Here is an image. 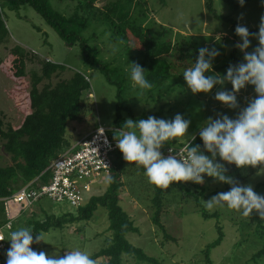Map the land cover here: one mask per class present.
Masks as SVG:
<instances>
[{
    "label": "rangeland",
    "instance_id": "rangeland-1",
    "mask_svg": "<svg viewBox=\"0 0 264 264\" xmlns=\"http://www.w3.org/2000/svg\"><path fill=\"white\" fill-rule=\"evenodd\" d=\"M144 2L147 14L142 21L144 20V24L153 32L157 41L170 39L173 42L178 41V45L187 44L190 53L187 60L193 63L200 48L218 49L220 55L213 60V70L221 75L226 73L230 62L229 51L234 42L237 45L242 41L239 36L233 41L234 31L231 23L214 18L205 8V0H144ZM48 3L52 9L65 16L69 15L73 8L71 0H48ZM0 5L10 35V42L5 47H0V57H2L0 112L5 114L7 121L18 126L28 111V107L25 106L28 78H16L10 71L12 56L8 49L17 44L38 58H46L64 65L66 70L62 76L69 77L78 71L88 77L90 89L84 92L87 111L81 119L67 123L66 133L70 142L78 140L99 125L113 138L115 131L118 130L114 124L116 88L105 80L98 69L83 61L78 44L72 45L64 41L30 5L20 4L10 9L5 0H0ZM213 7L218 14L229 16L239 25L254 28L257 32L260 18L264 15L262 0H247L239 7H233L224 0H213ZM82 34L88 38L89 46L98 45L101 58L121 61L127 55L120 43L109 40L110 32L105 25L91 21ZM93 34L97 37H92ZM249 39L251 44L246 51L251 52L258 46V40L253 36ZM131 44L138 45L136 40H132ZM236 56L241 63L244 62V53L238 48ZM183 71L181 69L178 74L175 73L171 79L175 83L173 91L162 100L142 99L138 91H130L128 96L134 105L133 114L139 116L144 112L146 114L156 112L158 113L156 118L172 119L179 113L190 121L186 135H196L200 126L209 117L216 119L219 115H227L229 118H236L239 111L256 96L254 86L246 85L236 93L239 107L229 109L214 99L218 86H214L209 94H192L184 80ZM225 89L231 90V84L226 83ZM123 116L128 118L126 112ZM175 142L176 147L185 145V142L179 138ZM9 164H11L10 155L4 152L0 140V165ZM108 176L109 174L99 175L98 182L90 184L91 192L86 197L102 193L108 185ZM123 179L125 183L119 191V205L131 216L138 229V232L127 233L126 239L163 264H201V250L217 237L216 220L203 219L192 202H180L178 196L172 197L167 194L164 199L166 210L161 214V222L166 232L175 237L176 241L160 243L162 232L150 220L151 208L146 198L150 190L144 187L148 180L137 172L125 175ZM262 181H264V172L257 174L256 171L239 183L251 185L255 190L256 184ZM22 186V183L16 182L14 191ZM207 186L216 187L218 192L225 191L224 186L214 180H208ZM256 193L263 195L264 186L258 187ZM22 207L20 204L12 203L6 206V217L12 221L9 229L1 230L5 239L11 230L29 227L28 220L31 217L42 219L45 215L60 216L65 212L76 213V207L70 205L67 200L53 201L46 196L41 197L28 208L21 209ZM215 210L219 212L218 221L223 228L224 236L221 242L210 250L209 257L212 264H264V256L252 259V255L262 245V239L254 234V228L241 222L243 216L238 212L228 210L226 207L209 211ZM108 226L107 211L104 207L98 206L87 220H79L62 228H50L41 232L48 243L41 241L33 250L44 251L48 255L63 256L67 251L64 247H67L86 251L91 256L105 245L110 235ZM4 243L6 247H10V241L4 240ZM96 264L103 262L99 259Z\"/></svg>",
    "mask_w": 264,
    "mask_h": 264
},
{
    "label": "trees",
    "instance_id": "trees-1",
    "mask_svg": "<svg viewBox=\"0 0 264 264\" xmlns=\"http://www.w3.org/2000/svg\"><path fill=\"white\" fill-rule=\"evenodd\" d=\"M5 1L10 9L20 4L30 5L59 33L64 41L72 45L78 44L83 61L98 69L105 80L116 88L114 102L116 129H120L126 120L123 116L124 112L127 113L128 118L133 120L146 119L148 116L156 117L158 114L156 112L147 114L144 112L139 116L133 114L134 105L128 95L130 91L138 90L131 86L128 74L130 62H135L146 70V78L153 84V88L150 92L141 95L142 99L151 101H159L169 95L175 84L171 81L175 73L178 74L181 69L190 68L193 64L187 60L190 55L187 44L178 45V41L173 42L170 39L156 40L153 32L143 22L147 14L144 0H71L73 8L67 16L52 9L48 0ZM224 1L233 7L241 6L238 0ZM205 8L214 18L231 23L234 31L233 41H235L237 38L235 28L239 24L229 16L218 14L213 7V0H205ZM1 10L0 5V47H5L10 42V35ZM142 18H144L143 21ZM91 21L106 26L110 32L109 40L120 43L122 50L127 54L124 59L120 61L101 58L98 45L89 46L88 38L82 32L91 24ZM244 27L249 33L257 32L254 28ZM92 37L97 36L93 34ZM132 40H136L138 45L133 46ZM8 52L12 56L10 60L12 76L28 78L27 104L25 105L28 111L18 126L7 121L5 114L0 112V140L4 152L9 154L11 159V164L0 165V199L8 198L16 192L14 191L16 182L24 186L39 175L42 180L48 179L50 161L73 144L66 133L67 123L81 119L87 111L88 105L84 92L90 89L88 77L78 71L69 77L62 76L66 70L64 65L46 58H38L17 44L10 47ZM236 54L237 47L234 42L229 51L228 66L241 63ZM1 61L2 57H0V64ZM190 144H199L203 150L199 131L195 141H190ZM165 146L176 147V142L173 140L172 144ZM165 146L162 152H165ZM182 146L185 145H178V147ZM111 160L112 167L108 176V185L102 193L88 196L83 203L76 206L75 214L65 212L60 216L45 215L42 219L31 217L28 220L29 227L34 229L33 235L35 236L37 232L41 233L50 228H62L79 220H87L92 216L93 211L101 206L107 211L110 235L105 245L91 255L95 262L101 259L103 264H163L126 239L127 233L138 232V229L131 216L119 205V191L125 183L123 176L137 172L148 180L144 175V170L124 161L118 148L111 154ZM226 168L227 174L238 182L257 171L252 167L238 169L235 165L227 164ZM208 180L213 179L206 177L205 183L200 185L192 182H174L168 190L157 188L149 182L144 186L150 190L146 198L151 208V223L162 232L160 243L169 240L176 241L175 237L166 232L161 222V214L166 210L164 199L167 194L172 197L178 196L180 202H192L203 219L216 220L217 237L201 250V264H212L209 257L210 250L217 246L224 236L223 228L218 221L219 212L209 211L204 207V200L218 193L216 187L207 186ZM221 184L224 186V192L230 189L229 185ZM260 186H264V181L256 184L254 192ZM8 219L5 204L0 200V228H5L3 226ZM241 222L253 227L254 234L262 239V245L252 255V259L264 256V219H261L254 211L249 217H243ZM39 245L33 244L30 247L35 248ZM8 248L5 247L4 253L0 255V264H5Z\"/></svg>",
    "mask_w": 264,
    "mask_h": 264
},
{
    "label": "clouds",
    "instance_id": "clouds-1",
    "mask_svg": "<svg viewBox=\"0 0 264 264\" xmlns=\"http://www.w3.org/2000/svg\"><path fill=\"white\" fill-rule=\"evenodd\" d=\"M238 3L243 6L245 0H238ZM235 34L242 41L236 47L244 53L243 63L230 65L221 75L213 70V60L220 55L219 50L200 48L195 63L183 71L192 94H209L214 86H218L214 99L229 109L239 107L236 93L246 85L254 86L256 93L236 118L227 115H219L216 119L209 117L200 126L203 150L199 144H190L196 135H186L190 121L179 113L172 119L154 116L137 120L127 118L115 131L113 139L123 160L143 168L148 182L157 188L168 190L174 182L200 185L205 183L206 177L212 178L229 185L230 189L204 200L207 210L226 207L243 217H249L255 211L264 219V196L254 192L251 185H241L227 174L226 168L227 164L238 169L256 168L257 174L264 172V15L260 18L257 33H249L246 27L238 25ZM250 36L258 40V46L248 52ZM145 72L139 64L130 62L131 86L140 94L153 88ZM226 83L231 84V90L225 89ZM178 138L185 142L186 150L173 151L170 147L169 154L165 155L162 152L164 146ZM33 232L32 227H20L11 230L7 239L0 236V240L10 241L5 264H96L88 252L80 249L64 247L67 251L63 256L33 250L30 245L47 242L42 233L37 232L34 236Z\"/></svg>",
    "mask_w": 264,
    "mask_h": 264
},
{
    "label": "built area",
    "instance_id": "built-area-1",
    "mask_svg": "<svg viewBox=\"0 0 264 264\" xmlns=\"http://www.w3.org/2000/svg\"><path fill=\"white\" fill-rule=\"evenodd\" d=\"M173 151L185 149V146H165ZM115 140L107 135L106 129L99 126L84 134L73 144L50 161L49 177L42 180L36 176L8 198L1 201L6 206L10 203L30 207L35 201L46 196L53 201L67 200L70 205L78 206L85 201L90 191V184L97 181L101 174H110L112 167L111 154L116 150ZM12 219H8L3 227L9 229ZM2 228H0V236ZM4 240H0V255L4 253Z\"/></svg>",
    "mask_w": 264,
    "mask_h": 264
}]
</instances>
